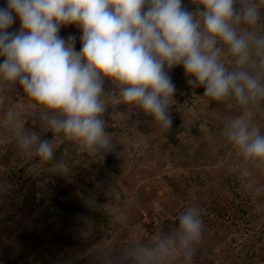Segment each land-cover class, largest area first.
I'll return each mask as SVG.
<instances>
[{"label":"rangeland","instance_id":"1","mask_svg":"<svg viewBox=\"0 0 264 264\" xmlns=\"http://www.w3.org/2000/svg\"><path fill=\"white\" fill-rule=\"evenodd\" d=\"M182 6L195 13L200 0H183ZM20 27L17 18L8 31ZM257 32L264 34V20ZM59 35L75 37L77 51L82 47L75 25L61 26ZM254 59L250 70L264 75L260 58ZM224 61L231 66L227 54ZM169 75L176 92L168 130L125 103L116 82L105 81L103 119L116 147L100 156L53 135L42 115L46 109L19 85L0 81V264H140L138 250L173 233L193 203L204 228L191 264H264V160L246 158L223 134L226 120L238 115L264 133V100L244 111L232 98L204 96V87L188 83L192 77L182 65ZM10 110L19 119L6 118ZM25 129L51 140L52 160L17 147ZM76 231L79 241L68 236ZM150 264L188 262L176 250Z\"/></svg>","mask_w":264,"mask_h":264},{"label":"clouds","instance_id":"2","mask_svg":"<svg viewBox=\"0 0 264 264\" xmlns=\"http://www.w3.org/2000/svg\"><path fill=\"white\" fill-rule=\"evenodd\" d=\"M0 7V81L19 85L42 114L48 131L62 134L95 153L116 145L106 131L103 114L105 81L120 86L125 103L140 107L163 130L172 128L170 102L176 88L169 70L182 65L190 85L204 87V96L230 98L246 111L264 100V75L250 70L264 66V0H200L197 12L183 0H5ZM21 27L10 32L16 19ZM80 28L76 38H62L61 26ZM232 58L226 65L224 56ZM6 118L19 119L11 110ZM226 139L246 158L264 160V133L246 115L226 120ZM17 147L29 157L50 161L51 140L24 130ZM65 165L61 163L59 167ZM204 222L198 204L179 216L176 230L152 249L140 248V264L158 254L183 250L188 262L202 239Z\"/></svg>","mask_w":264,"mask_h":264},{"label":"trees","instance_id":"3","mask_svg":"<svg viewBox=\"0 0 264 264\" xmlns=\"http://www.w3.org/2000/svg\"><path fill=\"white\" fill-rule=\"evenodd\" d=\"M62 208V211L63 210H70L69 209V206H67V207H65V206H62L61 207ZM55 211H57V208H55ZM60 214H54V215H52L51 213H49L47 216H48V218H52L53 216H55L56 218H60V216H59ZM75 215H77V214H75ZM61 220L62 219H65V218H60ZM94 219V218H93ZM90 222H95V220H93V221H90ZM78 231H76V232H72V233H68V236L70 237V238H73V237H76V240L77 241H79L81 238H82V234H80V232L79 233H77ZM55 260H56V258L53 260V262H55ZM63 262V259H59L58 260V263H62Z\"/></svg>","mask_w":264,"mask_h":264}]
</instances>
